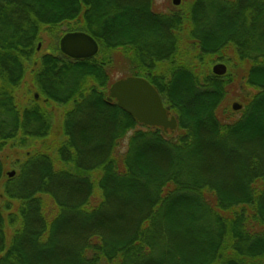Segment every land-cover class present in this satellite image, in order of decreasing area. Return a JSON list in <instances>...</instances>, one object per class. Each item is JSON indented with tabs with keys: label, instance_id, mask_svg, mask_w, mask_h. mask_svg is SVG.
<instances>
[{
	"label": "trees",
	"instance_id": "trees-1",
	"mask_svg": "<svg viewBox=\"0 0 264 264\" xmlns=\"http://www.w3.org/2000/svg\"><path fill=\"white\" fill-rule=\"evenodd\" d=\"M46 30L87 33L99 53L38 58ZM118 50L175 132L108 102ZM216 60L248 67L239 118L220 115L233 79L206 72ZM31 69L39 98L21 107ZM53 106V156L28 152L2 186L0 264H264V0L169 14L155 0H0V183L7 147L46 145Z\"/></svg>",
	"mask_w": 264,
	"mask_h": 264
},
{
	"label": "rangeland",
	"instance_id": "rangeland-1",
	"mask_svg": "<svg viewBox=\"0 0 264 264\" xmlns=\"http://www.w3.org/2000/svg\"><path fill=\"white\" fill-rule=\"evenodd\" d=\"M193 0H181V4L179 6L173 5V0H155V10L159 13H174V12H186V8L189 6V4ZM68 29L67 25H63L61 32H65ZM59 33L57 30L53 34L48 32H43L41 35V43L39 44L40 50L38 51L37 57L40 58L45 54H57V50L59 49V40L58 38L63 37L64 34ZM233 59V53L232 51H228L225 53V58ZM114 59V72H113V83L129 76L128 71V64L126 63V54H124L121 50L116 51L113 54ZM216 64H225L228 68L229 74L232 76V82L230 83V86L228 87V99L227 102H225V105L220 110V115L223 118L229 117L230 113H233L234 118H239L240 114L239 111L233 110V104L238 103L242 105L247 99L251 98L255 91L248 89L244 86L245 83V77L247 75V66L240 65L236 63L234 60H231L230 65H228L225 62H220L216 60L213 64H209L206 72L212 73V69ZM33 73L34 69H31L26 73L25 79L23 81V84L21 85L18 93H17V101L19 105L26 106L29 104L31 98L35 95V89L33 85ZM40 104H42L43 100L39 101ZM53 128L51 131L50 137L47 139V143L44 146H40L39 144H36L33 148L23 151L19 150L16 147L12 148L7 147L3 152V162H4V179L0 183V205L3 203L2 196V186L5 183L6 178L8 177V173L15 172L17 169L15 168V163L17 161H20L25 158L28 152H42L47 153L51 156H53V149L54 146L58 144V142L62 139V121H63V113L65 111L64 108H58L56 106H53ZM52 112V111H51ZM48 205V200L46 201ZM16 208V206H15ZM52 209L51 203L49 201V206L46 212L48 213V210L50 211ZM12 231L8 228L7 229V237L10 238Z\"/></svg>",
	"mask_w": 264,
	"mask_h": 264
},
{
	"label": "water",
	"instance_id": "water-1",
	"mask_svg": "<svg viewBox=\"0 0 264 264\" xmlns=\"http://www.w3.org/2000/svg\"><path fill=\"white\" fill-rule=\"evenodd\" d=\"M180 4L181 0H173V5ZM59 48L62 54L74 60L91 59L99 53L96 40L84 32L65 34L60 40ZM212 73L217 77H223L227 75L228 68L225 64H216ZM107 100L110 103L115 101L122 111L140 125L163 129L166 133H173L178 128V122L171 115L170 108L165 106L159 92L145 78L131 76L114 82L109 88ZM232 108L234 111H239L242 106L235 103ZM7 175L13 178L16 173L13 171Z\"/></svg>",
	"mask_w": 264,
	"mask_h": 264
},
{
	"label": "flooded vegetation",
	"instance_id": "flooded-vegetation-1",
	"mask_svg": "<svg viewBox=\"0 0 264 264\" xmlns=\"http://www.w3.org/2000/svg\"><path fill=\"white\" fill-rule=\"evenodd\" d=\"M38 51H39V50H38ZM35 98H36V99H38V98H39L37 94H35Z\"/></svg>",
	"mask_w": 264,
	"mask_h": 264
}]
</instances>
